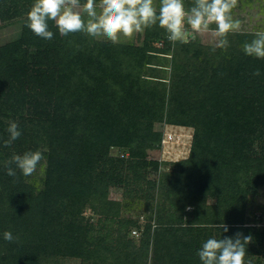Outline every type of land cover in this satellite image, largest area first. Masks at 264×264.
Instances as JSON below:
<instances>
[{"label":"trees","instance_id":"obj_1","mask_svg":"<svg viewBox=\"0 0 264 264\" xmlns=\"http://www.w3.org/2000/svg\"><path fill=\"white\" fill-rule=\"evenodd\" d=\"M33 3L3 1L4 6L15 7L14 14L21 15L28 13ZM49 29L53 38L42 39L24 19L16 39L0 47V118L19 116L21 131L11 146L17 155L38 150L49 164L45 188L36 190L21 178L8 184L6 167L11 166L17 174L20 170L9 161L0 162L5 164L0 169V202L10 207L0 212V264H47L57 257L97 256L98 251L84 250L94 241L91 221L85 223L83 216L85 208L91 207L105 220L118 217L123 205L102 195L118 188L137 197L141 181L154 184L148 175L162 173L163 165L174 169L165 172L159 183L164 201L159 229L153 236L152 227L146 226L142 253L132 260L139 264L153 248L155 263L202 264L197 253L212 234L208 224L218 225L223 239L228 233L222 224L232 235L242 231L238 228L245 224L246 214L240 203L248 196L242 193L240 179L256 174L260 180H255L253 186L258 188L264 183V157L258 160V167L246 151L251 149L249 135L254 130L263 131L258 141L264 139V59L240 60L235 76L234 70L227 72L225 66L216 69L212 64L214 74L207 80V62L197 79L181 78L178 84L148 80V87H143L142 69L158 65L154 64L155 56L161 58L148 53L167 56L176 47L164 29L149 28L153 40L146 49L116 44L103 45L101 50L87 43L81 32L62 36L53 21H49ZM160 41L164 48L156 49L153 44ZM128 54L127 62L133 60L128 65L134 61L138 65L137 75L123 68ZM150 70L152 77L160 78L155 69ZM257 70L260 74L254 75ZM159 123L197 126L200 132H194L187 159H143L144 148L161 147L165 128L158 134L154 132ZM0 125L4 128L2 120ZM222 129L227 140L222 139ZM113 148L123 150V154H113ZM231 150L233 154L228 155ZM2 152L0 158L5 160ZM216 188L223 197L218 206L211 208L216 210L213 221L207 222L211 216L203 221L198 202L201 198L190 203L193 211H186L193 198L190 195H204ZM226 192L229 195H224ZM183 195L185 202L179 206ZM99 222L102 225L106 221ZM5 231L15 239L4 240ZM106 231L103 245L110 232ZM253 231L252 242L246 246L245 264H260L253 257L264 249V230ZM131 232H119L118 241L124 250L132 245Z\"/></svg>","mask_w":264,"mask_h":264},{"label":"rangeland","instance_id":"obj_2","mask_svg":"<svg viewBox=\"0 0 264 264\" xmlns=\"http://www.w3.org/2000/svg\"><path fill=\"white\" fill-rule=\"evenodd\" d=\"M4 1V0H3ZM3 1L0 0V47L7 44L8 42L15 40L16 37L20 34L22 27H23V20L26 19V14H14L15 7L11 5L4 6ZM24 3L26 0H17ZM85 0H81V3L83 4ZM99 2H97L98 4ZM185 7L190 8L192 6L193 0H184ZM154 6L157 8V11L159 10L160 6V0H154ZM99 10V9H98ZM231 15L233 19L239 20L241 22V29L238 32H232L229 33L227 36L228 39V47L227 49H221L216 48L215 51H213L214 47V38L210 35L200 36L196 35L195 39H189L187 43H180L176 42L173 49V51L170 52L167 56L163 54H157L155 52L150 51L148 55H157L161 58L154 57V64L158 63V65H148L145 66L144 69H142L141 75V84L143 87H148V80L153 81H163L166 83H173L178 84L179 81H181V78L189 77L190 79L199 78L201 72L204 69V66L207 62L208 65V75L207 80L210 79V76L214 74L212 72V64L214 65V68L218 69L222 66H225L227 69V72L234 70V76L237 72L235 68L237 65H239L240 60H245L247 57H251L245 54L243 50V45L246 42H251L252 39H254V34L257 31H264V0H238L237 6L232 9ZM85 20L87 17H84ZM156 28H158V25H155ZM189 27L186 24V28ZM211 27L215 28L216 25H211ZM149 28L145 29L143 32L135 33L132 37H124L122 34L120 36L118 43H113L110 40H108L106 37L98 36V37H92L89 36L87 33L81 32L82 36L84 37L85 41L89 43L92 46L97 47V49H100L103 45H125L130 48L136 47V48H143L146 49V47H149V41H152L151 33H148ZM161 42V41H160ZM160 42H155L154 47L156 49L164 48L160 47ZM101 50V49H100ZM99 51V50H97ZM131 55V53H130ZM129 54L125 55V64H123V68H126L127 72H135L136 75L138 73V65L135 66L134 64L128 65L129 62H133L132 58L129 62L127 60L130 58ZM164 57V58H163ZM166 57V58H165ZM253 59L255 57H252ZM257 59V58H256ZM126 65V67H125ZM134 66V67H133ZM151 67V68H150ZM150 69H155L160 75V78H154L151 74ZM233 73V72H232ZM162 78V79H161ZM222 81V79H220ZM235 81V80H234ZM255 81V80H254ZM236 82V81H235ZM152 83H159V82H152ZM228 87H225V93L227 92ZM256 108L259 109V104L256 105ZM19 116H16V118H13L12 115L1 117L0 120L3 122L4 128L0 125V142L3 143V146L0 145V151L2 150L6 158L5 160L3 158H0V162H6L11 161L13 155H17V151L13 150V147L10 145L9 147L4 146V141L9 139V133L7 131L9 125L11 122H16ZM18 125V123H17ZM251 125V123H249ZM255 124H253L254 126ZM166 126H169L168 123H159L156 124L154 132L156 134L160 133L163 128ZM175 126V125H174ZM256 126V125H255ZM197 129V126H193V128L188 127H181V126H175V128L172 129V131L176 132L179 136V134H182L184 136L183 142L184 146H181L180 143H174L170 145L167 148L166 154H161L159 151V148L156 147H146L143 150L142 157L146 161H153V162H160L159 159L171 161L172 162H178V159L184 160L187 159L190 154V148L192 146L193 138H191L194 135V132ZM256 132L249 135V138L252 139L251 149L246 150L249 153V157L254 159L255 164L259 167L258 160H263L264 157V139L258 141V136L261 135V132H257V130H254ZM200 132V130H198ZM223 134L222 139H224L225 132L224 129H222ZM202 134V132H201ZM218 135V134H216ZM207 138V137H205ZM224 140H227L225 138ZM15 142V141H13ZM12 142V143H13ZM241 144V143H240ZM241 146V145H240ZM113 154L115 155H122L123 150L119 148H113L112 149ZM234 150H231L228 155L233 154ZM127 154V153H126ZM4 155V154H3ZM128 156V154L126 155ZM185 157V158H183ZM183 158V159H182ZM179 160V161H181ZM14 165V164H13ZM5 164H0V169H4ZM171 169V170H170ZM174 167L163 165L162 167V173H158L157 175H148V179L151 181H154V184H149L147 180L145 179L144 182L141 181V186L139 185L138 189L140 188L137 197L130 194L125 189H118V188H111L109 192L106 193V195H102L105 199L115 200L119 201L123 208L120 212V215L118 217H114L110 220H105L104 217H101L100 215H96L94 211L91 209V207L87 206L84 210V218L85 223L87 221H91V224L93 226V233L92 236L94 237L93 243L91 245L86 246L84 248L85 251H98L99 254L93 255L92 257H57L48 262L47 264H136L132 260L136 254L142 253L141 250L143 249V246L141 244V238L144 236L146 226L150 225L152 227V233L153 236L159 229V218L160 216V208H162L161 204H163V200L160 196V190H159V183L160 180H162V175L165 172L172 171ZM49 170V164L45 158H43L37 165V168L35 172L30 176H24L21 171L19 174L16 173V177L9 176L10 181L7 182L8 184L16 181L17 179H20L25 181V184L28 187H33L36 190H42L45 188V179L47 177V173ZM6 171V170H5ZM7 173V172H6ZM256 175V174H254ZM252 174L249 175V177L245 176L246 178H241L239 185L242 187V193L244 195L247 194L248 198H246L245 201H241V205L245 208V214L246 219L243 223H245L242 226H239L241 228H238L241 231L240 234L242 236H248L253 234V230L260 229L264 230V183L262 185L258 186V188H255L253 186L254 181L260 180V176H254ZM226 178V177H224ZM248 178H251L252 180L250 182H246ZM180 185V184H179ZM180 187V186H179ZM184 188V186H183ZM187 191H190V189H185ZM208 192H205L207 194H199V195H190L189 197H193L190 202L189 206L186 208L187 212H191L194 210V206H190V203H193L196 199H200L198 202L202 206V213H203V221L206 222L205 218L208 216H211L208 221H213L215 217L214 211L211 208H214L219 205V203L222 200L223 195L221 194V190L216 188L215 190H207ZM182 194H184L182 192ZM171 195V194H170ZM224 195H229V193H225ZM242 197L241 195H239ZM185 196L183 195L181 198V202L179 203V206H181L185 202ZM220 199V200H219ZM188 203V202H187ZM193 205V204H192ZM12 206V205H11ZM15 206V205H14ZM9 207V203H2L0 202V212L1 210H5ZM67 210V208H66ZM213 212V215L211 214ZM223 214V213H221ZM226 215V214H225ZM103 220L102 225L105 226L107 229L102 228V231L100 229L101 222L99 220ZM189 220L188 218H185V221ZM66 223V221H65ZM133 223H137L139 225L138 227L133 225ZM210 229L212 230L211 236L209 238H217V239H223V233L221 231H218L220 228H216L218 225H210L208 224ZM140 229V235L135 236L133 234L134 230ZM244 229V230H243ZM109 230V236L106 238V242L103 245L101 242V239H103V234L107 233ZM120 230L122 232L125 231H132L130 234V239L132 242V245L130 248L124 250L122 243L118 241L119 239V232ZM227 237L235 238L237 233L228 232ZM100 241V242H99ZM206 242V240L204 241ZM203 242V243H204ZM98 243L101 247H98ZM152 247H153V240L151 241ZM134 245V246H133ZM203 245V244H202ZM201 245V247H202ZM105 247H110L106 249ZM200 247V248H201ZM257 251V250H256ZM150 254L146 256H143L140 260L139 264H163L162 262L157 261L155 263L153 259V248L150 249ZM90 256V255H89ZM253 260H258L260 264H264V249H262L260 252H256L255 256L253 257Z\"/></svg>","mask_w":264,"mask_h":264},{"label":"clouds","instance_id":"obj_3","mask_svg":"<svg viewBox=\"0 0 264 264\" xmlns=\"http://www.w3.org/2000/svg\"><path fill=\"white\" fill-rule=\"evenodd\" d=\"M237 3L238 0H193L192 6L186 9L184 0H160L157 11L154 0H99L98 4L97 0H85L83 4L81 0H34L26 14V26L45 40L53 38L49 29V21H53L62 36L84 32L118 43L121 34L130 38L158 25L173 44L187 43L196 35H210L214 38L213 51L216 48L226 50L228 34L241 29V22L231 15ZM186 24L189 27L186 28ZM213 24L215 28L211 27ZM254 37L243 45V50L248 56L264 59V31H257ZM253 74L259 75V70ZM7 131L9 139L4 141L5 147L21 135L16 122H11ZM42 159L40 151H27L23 155H13L9 165L15 164L24 176H30ZM6 172L16 177V170L11 166L6 167ZM221 226L228 231L226 225ZM3 238L9 242L15 239L10 231H5ZM251 242V235L240 233L235 238H209L197 255L202 264H245L246 246Z\"/></svg>","mask_w":264,"mask_h":264},{"label":"built area","instance_id":"obj_4","mask_svg":"<svg viewBox=\"0 0 264 264\" xmlns=\"http://www.w3.org/2000/svg\"><path fill=\"white\" fill-rule=\"evenodd\" d=\"M159 46L163 47L164 46V42H160ZM173 128H175V126L169 125V126L165 127V131H164V136H163V139H162L161 147L159 148V151L161 152V154H166L167 148L170 145L174 144V143H178V142L180 143V141H181V146L182 145L184 146V142H183L184 136L182 134H179V136H178V134L176 132L172 131ZM193 136L191 138H193ZM190 152H191V148H190ZM183 158H185V157H183ZM179 160H181V159H178V161ZM159 161L160 162H172V161H175V160L167 161V160L159 159ZM133 234L135 236H139L140 232L138 230H134Z\"/></svg>","mask_w":264,"mask_h":264}]
</instances>
